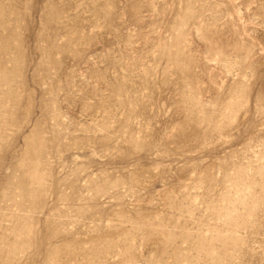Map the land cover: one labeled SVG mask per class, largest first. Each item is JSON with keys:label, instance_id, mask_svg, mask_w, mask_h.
<instances>
[{"label": "rangeland", "instance_id": "obj_1", "mask_svg": "<svg viewBox=\"0 0 264 264\" xmlns=\"http://www.w3.org/2000/svg\"><path fill=\"white\" fill-rule=\"evenodd\" d=\"M0 264H264V0H0Z\"/></svg>", "mask_w": 264, "mask_h": 264}]
</instances>
